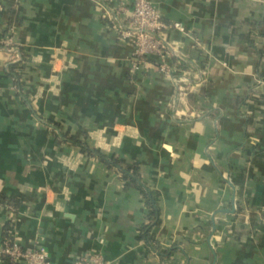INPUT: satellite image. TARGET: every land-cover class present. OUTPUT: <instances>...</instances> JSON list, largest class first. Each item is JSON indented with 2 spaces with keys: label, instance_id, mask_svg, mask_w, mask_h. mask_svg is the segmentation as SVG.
Instances as JSON below:
<instances>
[{
  "label": "crops",
  "instance_id": "1",
  "mask_svg": "<svg viewBox=\"0 0 264 264\" xmlns=\"http://www.w3.org/2000/svg\"><path fill=\"white\" fill-rule=\"evenodd\" d=\"M115 1L0 0V245L11 225L51 264H264V0H148L200 85L130 73ZM66 136L137 164L151 244L139 189Z\"/></svg>",
  "mask_w": 264,
  "mask_h": 264
},
{
  "label": "built area",
  "instance_id": "2",
  "mask_svg": "<svg viewBox=\"0 0 264 264\" xmlns=\"http://www.w3.org/2000/svg\"><path fill=\"white\" fill-rule=\"evenodd\" d=\"M111 27L117 38L132 48L129 59L130 73L135 74L150 69L155 65L157 71L164 75L174 73L175 60L184 59L167 40L173 31L185 34V29L178 22H165L160 12L148 0H116L111 8ZM6 45L7 42H2ZM13 52V51H12ZM12 62L20 61L13 54ZM204 72L198 71L190 77L174 79L177 84L191 81L194 85L205 82ZM14 80V79H13ZM181 91V89L179 88ZM0 254L12 262L23 264H51L48 254L43 248L23 250L19 244L11 240H2ZM70 264H106L98 252H86Z\"/></svg>",
  "mask_w": 264,
  "mask_h": 264
},
{
  "label": "trees",
  "instance_id": "3",
  "mask_svg": "<svg viewBox=\"0 0 264 264\" xmlns=\"http://www.w3.org/2000/svg\"><path fill=\"white\" fill-rule=\"evenodd\" d=\"M107 3V1H106ZM109 3V2H108ZM175 67L176 69L182 70V71H204V65L198 64L194 65L190 62H188L185 59L182 60H175ZM7 73L12 76L14 79V85L19 86L18 83V76L15 72L12 70H8ZM193 100V99H192ZM66 139L73 145L77 146L81 152L86 153L89 156H92L96 159H98L100 162L104 163L108 168H113L117 170L121 174V178L125 180L126 182H130V184L136 186L139 189V192L144 200V204L147 208L145 223L142 225L140 229V233L144 241L148 244H151V240L149 237L150 230L159 224V211L156 203V199L154 196L153 190H151L149 187H147L140 178V173L137 167V164H134L133 167H125L122 160L117 159L115 157H108L98 150L90 148L86 143H82L72 136H66ZM11 225H6L4 227L3 232V239L11 240V237L8 236L9 229ZM4 259L8 264H23L19 262H12L8 257L3 256Z\"/></svg>",
  "mask_w": 264,
  "mask_h": 264
},
{
  "label": "water",
  "instance_id": "4",
  "mask_svg": "<svg viewBox=\"0 0 264 264\" xmlns=\"http://www.w3.org/2000/svg\"><path fill=\"white\" fill-rule=\"evenodd\" d=\"M67 217H69L70 219H72V216H67Z\"/></svg>",
  "mask_w": 264,
  "mask_h": 264
},
{
  "label": "rangeland",
  "instance_id": "5",
  "mask_svg": "<svg viewBox=\"0 0 264 264\" xmlns=\"http://www.w3.org/2000/svg\"><path fill=\"white\" fill-rule=\"evenodd\" d=\"M201 72H204V71H201Z\"/></svg>",
  "mask_w": 264,
  "mask_h": 264
}]
</instances>
